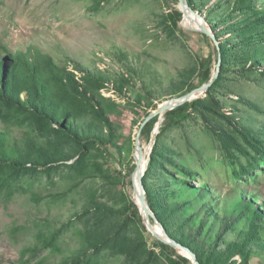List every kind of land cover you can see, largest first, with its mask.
<instances>
[{
  "label": "rangeland",
  "instance_id": "374dc122",
  "mask_svg": "<svg viewBox=\"0 0 264 264\" xmlns=\"http://www.w3.org/2000/svg\"><path fill=\"white\" fill-rule=\"evenodd\" d=\"M200 2L196 14L206 20L205 15L210 13L219 26L232 0ZM257 5L264 6V0H257ZM166 12L164 0H106L96 10L93 0H0V54L36 47L69 69L73 62H78L83 69L110 80L120 79L124 74L129 81L124 84L128 96L131 99L139 96L141 105L150 108L178 96V92L172 91L184 88L185 82L192 78L199 57L211 54L213 59L217 57L216 50L199 32L172 27ZM235 70V66L229 65L226 79L215 89V98L222 111L232 114L264 144V78L255 71L242 76ZM103 92L122 106L110 116L114 134L109 153L92 159L97 161V168L90 177L77 178L61 167L64 162L60 161V167L50 176L26 177L0 191V264L68 262L86 245L81 232L92 229L93 208L100 202L118 212V223L125 222L134 236L141 232L146 243L152 245L151 237L135 219L126 221L130 218L126 206L135 196L136 186L128 191L116 172L121 168L124 173L128 164H134L130 159L144 111L140 106L132 109L111 92L104 89ZM0 132L7 135L8 144L19 146L28 135H35L23 117L0 118ZM149 142L150 138H140L141 154L147 153ZM163 148L177 164L192 171V176L186 177L190 185L198 188L203 185L206 188L203 191L208 193L201 194L198 190L193 193L188 185L174 187L183 192L172 200L185 201L188 207L182 218L193 215L183 230L208 244L231 222L224 239L236 240L240 231L249 228L250 218L243 210L246 199L251 198L262 212V221H257L258 241L247 263L264 264V163L260 170H252L250 176L236 177L234 172L240 171L246 158L241 153L239 161L231 163L216 136L194 114L164 132ZM63 152L72 153L66 146ZM123 163L126 169L122 168ZM166 167L176 178H184L174 167L169 164ZM152 183L160 186L162 180ZM52 232L58 234L55 245L42 248L39 234L48 237ZM223 246L220 242L219 248ZM34 247H38L35 256L29 250ZM94 262L124 264V259L107 249L94 257Z\"/></svg>",
  "mask_w": 264,
  "mask_h": 264
},
{
  "label": "trees",
  "instance_id": "16d2710c",
  "mask_svg": "<svg viewBox=\"0 0 264 264\" xmlns=\"http://www.w3.org/2000/svg\"><path fill=\"white\" fill-rule=\"evenodd\" d=\"M104 1L106 0H93V9L96 10ZM186 1L194 11L200 8V0ZM164 2L167 7L165 17L168 23L177 29L181 18L178 0ZM212 17L210 13L205 15L219 41V74L203 96L165 113L142 181L148 205L157 220L171 238L188 247L196 255L200 264H248L247 260L253 254L252 247L256 246L258 241L256 230L257 221H262L261 210L254 205L251 198L246 199L243 212L250 218L249 228L245 232L240 231V237L236 240L227 242L224 239L231 222H227L220 229L211 243L204 244L203 241L197 240L195 236L183 230L184 224L188 223L193 215L182 218L188 207L185 201L172 200L182 191L174 187L182 188L188 185L192 187L193 193L194 190L201 194L208 193L203 191V185L199 188L190 185L186 177L192 176V171L185 165L177 164L163 148L164 132L194 114L199 116L209 131L216 136L231 163L238 162L241 153L246 158V163L241 164L240 171L234 172L236 177L250 176L252 170H260L261 164L264 163L263 142L232 114L222 111L214 95L216 87L221 86L226 79L229 65L235 66L236 73L242 76L255 71L259 77L264 78V6L257 5V0H232L228 11L218 22L219 26L214 23ZM198 34L216 50L206 35ZM216 59L217 57L212 58V54L199 57L198 67L194 70L192 78L185 82L184 88H178L172 93L183 95L208 81ZM126 83L129 81L124 74L120 79L110 80L83 69L78 62H73L71 69L60 66L50 55L36 47L25 52L0 54V118L14 120L23 117L35 131V135L30 134L25 138L22 146L16 143L8 144L7 135L0 132V191L13 187L16 182L26 177L50 176L58 170L60 161L64 162L61 167L72 171L77 178L90 177L92 171L97 168V161L92 159L105 152L109 153L114 134V123L110 116L122 106L115 99L105 96L103 89L113 93L119 100H124L131 108L142 107L144 113L138 129L145 117L163 102L152 104L150 108L142 106L139 96L135 99L128 96L124 86ZM157 120L158 116H154L144 125L141 139L150 138ZM64 146L72 153L64 154ZM70 160L72 161L66 163ZM132 161L133 157L130 159V162ZM166 164L177 169L184 178H176ZM121 165L126 169L124 163ZM126 167L127 171L124 173L121 168L116 169V172L129 191L133 187L134 164H128ZM156 180H162V184H153L152 181ZM126 209L130 211V218L126 221L135 219L140 229L151 237L152 245L146 243L141 232L134 236L128 231L125 222L118 223V212L105 202H100L93 208L92 229L81 232L86 245L81 247L82 251L63 264H96L94 257L107 249L123 256L124 264H161L163 261L168 264H191L188 258L179 255L174 248L156 241L151 236L132 198L128 200ZM151 221L154 224V221ZM200 228L201 224L197 227V233ZM38 238L42 248H52L58 234L52 232L48 237L39 234ZM220 242L224 243L223 248H219ZM37 249L38 247L29 248L33 256ZM235 256L240 259L237 260Z\"/></svg>",
  "mask_w": 264,
  "mask_h": 264
},
{
  "label": "water",
  "instance_id": "95a60500",
  "mask_svg": "<svg viewBox=\"0 0 264 264\" xmlns=\"http://www.w3.org/2000/svg\"><path fill=\"white\" fill-rule=\"evenodd\" d=\"M178 3H179V9L181 11L180 26L194 32L202 33L212 41L217 53L216 64L211 74V77L208 81L193 88L186 94L179 95L166 100L165 102L160 104L156 109L151 111L145 117L143 122L140 124V127L136 134V147H135V152L133 154L134 170L132 172V182H133V186L136 185L138 195L141 199V204L138 202V200L135 198L134 195H133V199L140 211L144 226L156 241L169 245L170 247L174 248L179 255L188 258L191 261V264H200L196 258V255L188 247L182 245L175 239L171 238L163 228L162 224L157 220V218L155 217V215L153 214V212L151 211L148 205L145 195V189L142 181L144 173L146 171V165L150 158V154L152 151L156 134L159 131L160 123L165 113L192 99H197L203 96L205 91L212 85V83L217 78L220 70L221 53H220L219 41L217 40L210 25L207 23V21L204 18L196 14V12L188 5L186 0H178ZM188 16L190 17V20L186 22ZM154 116H158V120L155 124L156 127L153 129L150 135V142L146 150L147 153L143 155L139 150L141 131L144 125ZM151 220L154 221V224L152 223Z\"/></svg>",
  "mask_w": 264,
  "mask_h": 264
},
{
  "label": "bare ground",
  "instance_id": "6f19581e",
  "mask_svg": "<svg viewBox=\"0 0 264 264\" xmlns=\"http://www.w3.org/2000/svg\"><path fill=\"white\" fill-rule=\"evenodd\" d=\"M188 14V13H187ZM188 20H190V17L188 16L186 21L188 22ZM136 186V185H135ZM135 198L138 200V202L141 204V199L138 195L137 189L135 190ZM182 252V251H181ZM183 253V252H182Z\"/></svg>",
  "mask_w": 264,
  "mask_h": 264
}]
</instances>
